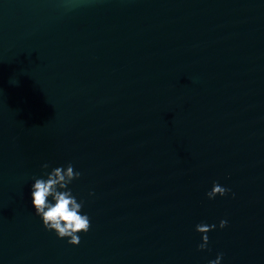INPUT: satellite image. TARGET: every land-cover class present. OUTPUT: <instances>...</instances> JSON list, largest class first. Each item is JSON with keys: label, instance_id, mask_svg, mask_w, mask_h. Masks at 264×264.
<instances>
[{"label": "water", "instance_id": "95a60500", "mask_svg": "<svg viewBox=\"0 0 264 264\" xmlns=\"http://www.w3.org/2000/svg\"><path fill=\"white\" fill-rule=\"evenodd\" d=\"M69 162L78 246L31 203ZM218 253L264 264V0H0V264Z\"/></svg>", "mask_w": 264, "mask_h": 264}, {"label": "clouds", "instance_id": "9594fccd", "mask_svg": "<svg viewBox=\"0 0 264 264\" xmlns=\"http://www.w3.org/2000/svg\"><path fill=\"white\" fill-rule=\"evenodd\" d=\"M41 167L48 169L49 164L45 163ZM80 177L81 173L74 171V165L69 162L67 165L52 168L50 172H44L40 178L33 177L34 183L30 190L34 213L42 220L45 230L53 231L57 238L66 239L67 243L73 246L79 245V234L87 233L91 228L90 217L82 213L84 201H78L69 188V185ZM230 191L217 181H213V186L206 196L212 200L218 195L223 197ZM227 224L228 221L222 219L219 227L223 229ZM215 228V224L208 225L203 222L196 225L195 230L201 234L202 239L197 246L198 250L203 251L207 248L208 233ZM222 259L223 253H218L216 259L209 261V264H221Z\"/></svg>", "mask_w": 264, "mask_h": 264}]
</instances>
